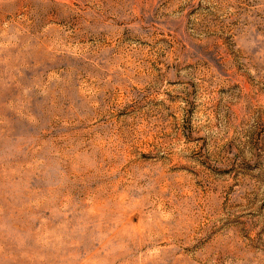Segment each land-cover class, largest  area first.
I'll use <instances>...</instances> for the list:
<instances>
[{
  "label": "rangeland",
  "instance_id": "rangeland-1",
  "mask_svg": "<svg viewBox=\"0 0 264 264\" xmlns=\"http://www.w3.org/2000/svg\"><path fill=\"white\" fill-rule=\"evenodd\" d=\"M0 264H264V0H0Z\"/></svg>",
  "mask_w": 264,
  "mask_h": 264
}]
</instances>
